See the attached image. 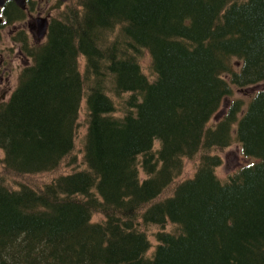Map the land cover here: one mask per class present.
I'll return each instance as SVG.
<instances>
[{
    "label": "trees",
    "instance_id": "1",
    "mask_svg": "<svg viewBox=\"0 0 264 264\" xmlns=\"http://www.w3.org/2000/svg\"><path fill=\"white\" fill-rule=\"evenodd\" d=\"M27 12L8 2L1 27ZM22 49L0 104L5 174L23 179L0 176V264H264V86L233 98L264 85V0H69ZM84 99L85 169L37 189L76 159ZM234 142L249 162L223 180Z\"/></svg>",
    "mask_w": 264,
    "mask_h": 264
},
{
    "label": "rangeland",
    "instance_id": "2",
    "mask_svg": "<svg viewBox=\"0 0 264 264\" xmlns=\"http://www.w3.org/2000/svg\"><path fill=\"white\" fill-rule=\"evenodd\" d=\"M34 2H36L34 9H30L28 5V12L25 19L15 23H9L0 28V104L9 100L12 92L18 85L20 72L31 63V59L23 53L24 51H22L23 47L26 46L28 48V37L32 46L44 40L38 39L37 30L39 24L37 22V18L40 16H48L51 19L58 16V14L66 8V3H63L60 0H34ZM28 3L30 4L29 1ZM31 23L34 24L32 29L30 27ZM149 61V57L145 55L143 63L147 73L150 72L148 68L150 63ZM80 63L83 71L85 65L83 58H80ZM263 86L264 85L255 87L249 91H242L235 88L233 98L239 97L247 101L254 90L262 88ZM85 107L86 100L84 99L81 103V111L79 112L78 118L79 127L75 139L76 145L74 152L76 159L73 160L72 164H68L67 161L64 162L63 166L56 172L43 173L30 178L29 182L32 186L40 189L41 187L43 188L46 183L62 174H70L85 169V165L83 163V142L84 136L87 132ZM215 120L216 118L213 119V121ZM4 155V151L0 149V176H4L6 180H9L10 186L18 188V184L23 179L9 177L5 174L2 160ZM222 157L223 164L218 168L217 172L219 177L223 180H225L229 174L236 171L237 168L249 162V160L241 154L240 146L237 142H234L231 147L226 149L222 153ZM197 165L198 157L186 159L181 179L192 177L196 171ZM168 193H165L164 196L170 195V193ZM92 219L94 221H101L104 218L101 213H95ZM167 229H173V225L168 224ZM158 230L159 228L156 225L148 228V235L153 245L157 243L155 234ZM151 253L152 250L149 251V254Z\"/></svg>",
    "mask_w": 264,
    "mask_h": 264
},
{
    "label": "water",
    "instance_id": "3",
    "mask_svg": "<svg viewBox=\"0 0 264 264\" xmlns=\"http://www.w3.org/2000/svg\"><path fill=\"white\" fill-rule=\"evenodd\" d=\"M13 1L15 4L21 8L22 10H25L27 8V0H0V24L2 23L3 19L1 16L2 8L6 5L7 2ZM62 2H68L69 0H60ZM37 22L39 24L37 35L38 39L42 40L46 37L47 31H48V25H49V18L40 16L37 18Z\"/></svg>",
    "mask_w": 264,
    "mask_h": 264
},
{
    "label": "flooded vegetation",
    "instance_id": "4",
    "mask_svg": "<svg viewBox=\"0 0 264 264\" xmlns=\"http://www.w3.org/2000/svg\"><path fill=\"white\" fill-rule=\"evenodd\" d=\"M31 29L34 27V24L31 23L30 25ZM28 44L30 45V43L28 42Z\"/></svg>",
    "mask_w": 264,
    "mask_h": 264
}]
</instances>
